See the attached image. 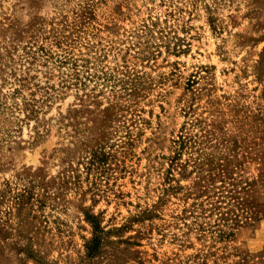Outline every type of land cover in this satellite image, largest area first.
Instances as JSON below:
<instances>
[{"label":"rangeland","instance_id":"obj_1","mask_svg":"<svg viewBox=\"0 0 264 264\" xmlns=\"http://www.w3.org/2000/svg\"><path fill=\"white\" fill-rule=\"evenodd\" d=\"M0 264H264V0H0Z\"/></svg>","mask_w":264,"mask_h":264}]
</instances>
